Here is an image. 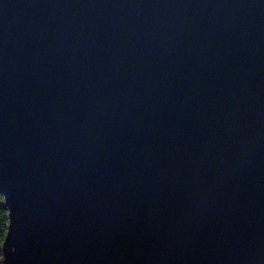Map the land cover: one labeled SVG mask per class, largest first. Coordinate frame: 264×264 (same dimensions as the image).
Returning <instances> with one entry per match:
<instances>
[{
    "label": "water",
    "instance_id": "1",
    "mask_svg": "<svg viewBox=\"0 0 264 264\" xmlns=\"http://www.w3.org/2000/svg\"><path fill=\"white\" fill-rule=\"evenodd\" d=\"M2 264H264V0H0Z\"/></svg>",
    "mask_w": 264,
    "mask_h": 264
},
{
    "label": "trees",
    "instance_id": "2",
    "mask_svg": "<svg viewBox=\"0 0 264 264\" xmlns=\"http://www.w3.org/2000/svg\"><path fill=\"white\" fill-rule=\"evenodd\" d=\"M8 227V213L3 207V198L0 195V264L2 259L1 247L4 242V238Z\"/></svg>",
    "mask_w": 264,
    "mask_h": 264
}]
</instances>
